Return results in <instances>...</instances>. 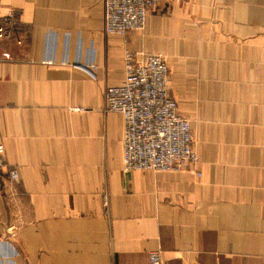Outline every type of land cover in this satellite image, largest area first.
<instances>
[{
	"label": "crops",
	"instance_id": "crops-1",
	"mask_svg": "<svg viewBox=\"0 0 264 264\" xmlns=\"http://www.w3.org/2000/svg\"><path fill=\"white\" fill-rule=\"evenodd\" d=\"M7 15L0 264H264V0H156L125 36L104 33L103 0H0ZM124 49L166 60L199 175L123 170L103 93Z\"/></svg>",
	"mask_w": 264,
	"mask_h": 264
},
{
	"label": "built area",
	"instance_id": "built-area-1",
	"mask_svg": "<svg viewBox=\"0 0 264 264\" xmlns=\"http://www.w3.org/2000/svg\"><path fill=\"white\" fill-rule=\"evenodd\" d=\"M156 0H103V31L125 36L130 30L145 27L147 12ZM11 15L0 18V37L11 35ZM124 80L108 85L103 93V109L123 117L122 166L134 170L176 171L195 169L199 156L192 146L190 120L177 112L176 101L168 91V65L160 54H145L124 49ZM90 77V68L75 64ZM0 144V173L6 166ZM13 182L18 181L15 168L8 169ZM149 264H163L160 251L149 254Z\"/></svg>",
	"mask_w": 264,
	"mask_h": 264
}]
</instances>
